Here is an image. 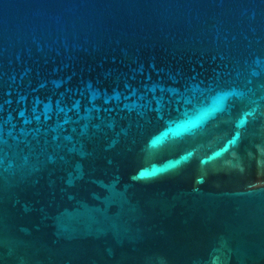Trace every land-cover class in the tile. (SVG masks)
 I'll use <instances>...</instances> for the list:
<instances>
[{
  "label": "water",
  "instance_id": "1",
  "mask_svg": "<svg viewBox=\"0 0 264 264\" xmlns=\"http://www.w3.org/2000/svg\"><path fill=\"white\" fill-rule=\"evenodd\" d=\"M0 264H264V0H0Z\"/></svg>",
  "mask_w": 264,
  "mask_h": 264
}]
</instances>
